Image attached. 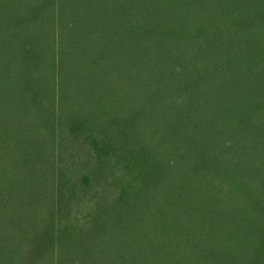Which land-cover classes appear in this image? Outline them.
Returning a JSON list of instances; mask_svg holds the SVG:
<instances>
[{
	"label": "trees",
	"instance_id": "obj_1",
	"mask_svg": "<svg viewBox=\"0 0 264 264\" xmlns=\"http://www.w3.org/2000/svg\"><path fill=\"white\" fill-rule=\"evenodd\" d=\"M0 264H264V0H0Z\"/></svg>",
	"mask_w": 264,
	"mask_h": 264
}]
</instances>
